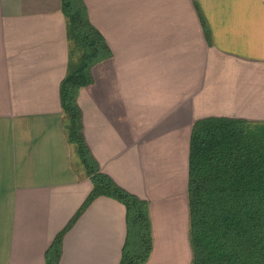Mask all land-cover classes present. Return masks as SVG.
Segmentation results:
<instances>
[{
    "label": "crops",
    "instance_id": "1",
    "mask_svg": "<svg viewBox=\"0 0 264 264\" xmlns=\"http://www.w3.org/2000/svg\"><path fill=\"white\" fill-rule=\"evenodd\" d=\"M85 1L113 53L78 96L86 141L103 172L149 203L145 264H191L193 125L264 121V0ZM69 58L61 0H0V264H46L93 188L65 129ZM126 236L125 205L100 195L65 232L58 264H119Z\"/></svg>",
    "mask_w": 264,
    "mask_h": 264
},
{
    "label": "trees",
    "instance_id": "2",
    "mask_svg": "<svg viewBox=\"0 0 264 264\" xmlns=\"http://www.w3.org/2000/svg\"><path fill=\"white\" fill-rule=\"evenodd\" d=\"M196 7L211 43L207 22ZM69 40V64L60 96L69 141L93 188L78 212L46 252V264H58L65 232L98 196L126 207L127 236L119 264H145L154 248L149 203L103 172L84 134L81 89L92 80L94 65L113 53L92 23L85 0H61ZM191 264H264V121L209 116L194 122L188 174Z\"/></svg>",
    "mask_w": 264,
    "mask_h": 264
},
{
    "label": "rangeland",
    "instance_id": "3",
    "mask_svg": "<svg viewBox=\"0 0 264 264\" xmlns=\"http://www.w3.org/2000/svg\"><path fill=\"white\" fill-rule=\"evenodd\" d=\"M76 158H77L78 163H79V165L81 166V168H82L83 170H85L83 164L81 163V161H80V159H79V157L77 156ZM189 241H190V234H189Z\"/></svg>",
    "mask_w": 264,
    "mask_h": 264
}]
</instances>
